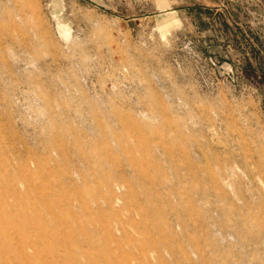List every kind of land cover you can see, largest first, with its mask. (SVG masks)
<instances>
[{
    "label": "rangeland",
    "instance_id": "1",
    "mask_svg": "<svg viewBox=\"0 0 264 264\" xmlns=\"http://www.w3.org/2000/svg\"><path fill=\"white\" fill-rule=\"evenodd\" d=\"M0 264H264V0H0Z\"/></svg>",
    "mask_w": 264,
    "mask_h": 264
}]
</instances>
